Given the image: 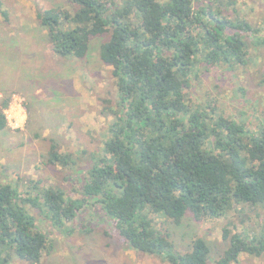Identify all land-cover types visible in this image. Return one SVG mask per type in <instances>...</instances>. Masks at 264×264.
I'll use <instances>...</instances> for the list:
<instances>
[{
  "label": "trees",
  "instance_id": "trees-1",
  "mask_svg": "<svg viewBox=\"0 0 264 264\" xmlns=\"http://www.w3.org/2000/svg\"><path fill=\"white\" fill-rule=\"evenodd\" d=\"M68 1L71 8L39 10L38 19L51 50L67 59L86 58L92 40L110 34L100 58L118 88L116 108L108 107L114 118L87 171L83 199L59 188L42 190L34 180H0V264H10L13 254L38 264L50 252V235L29 207L43 209L60 228L92 200L115 221L125 244L164 263L237 264L244 254L264 256V218L258 213L264 205V110L254 122L189 95L202 69L234 71L249 64L250 38L259 31L238 14L237 1ZM2 7L0 0V15L8 21ZM9 106L4 101L0 132L12 130ZM50 141L48 165L75 168V156ZM187 214L201 223L228 219V246L215 262L202 237L190 251L177 250L162 219L179 225Z\"/></svg>",
  "mask_w": 264,
  "mask_h": 264
},
{
  "label": "rangeland",
  "instance_id": "rangeland-1",
  "mask_svg": "<svg viewBox=\"0 0 264 264\" xmlns=\"http://www.w3.org/2000/svg\"><path fill=\"white\" fill-rule=\"evenodd\" d=\"M1 1L9 17L6 21L0 15V111L10 100L5 113L12 130L0 132V180L19 185L34 180L42 190L59 188L83 199L87 171L94 156L102 153L114 118L108 107L115 109L118 101L112 68L100 58L101 45L110 34L94 38L84 59L59 57L37 15L39 10L71 8L68 0ZM236 1L238 14L258 29L256 38L264 39V0ZM256 38H250L247 66L200 71L189 90L195 103L216 101L228 116L246 115L258 121L264 110V45ZM50 140L75 156V168L48 165ZM29 210L52 241L50 252L38 264H168L125 244L115 221L93 200L75 221L60 228L53 227L43 209ZM258 213L264 218V205ZM252 219L257 220L256 214ZM162 221L180 252L190 251L193 241L202 237L210 246V261L215 262L228 246L223 238L228 219L201 223L187 214L179 225ZM10 264L31 263L13 254ZM237 264H264V256L244 254Z\"/></svg>",
  "mask_w": 264,
  "mask_h": 264
}]
</instances>
